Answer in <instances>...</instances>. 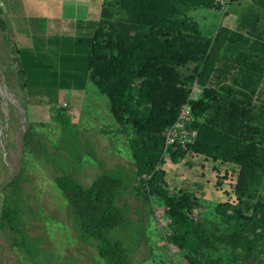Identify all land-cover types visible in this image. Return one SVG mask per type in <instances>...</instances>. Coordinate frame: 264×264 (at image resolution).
I'll list each match as a JSON object with an SVG mask.
<instances>
[{
  "label": "trees",
  "instance_id": "16d2710c",
  "mask_svg": "<svg viewBox=\"0 0 264 264\" xmlns=\"http://www.w3.org/2000/svg\"><path fill=\"white\" fill-rule=\"evenodd\" d=\"M222 2L234 5V14L240 7L238 16L213 35L203 34L187 13L220 10ZM115 5L123 17L103 7L91 37L68 43V72L60 67L58 87L82 90L91 83L107 99L125 138L133 182L121 165L102 169L87 186L57 166L54 183L69 204L74 232L95 248L101 264L136 263L138 239L150 228L128 220L117 204L131 189L144 205L164 209L165 238L186 264H264V0H115ZM12 52L26 90L36 78L40 88L52 85L44 70L37 73L28 49L16 46ZM193 81L201 92L188 100ZM187 102L195 137L185 147L173 144L165 159L163 134ZM64 111L52 110L61 131L71 122ZM29 128L23 160L39 150L50 163L48 149L34 142ZM192 157L215 163L214 187L225 184L224 201H203L201 183L171 190L166 161L192 165ZM24 226L19 210L6 200L0 227L19 235L15 246L31 256L38 241Z\"/></svg>",
  "mask_w": 264,
  "mask_h": 264
},
{
  "label": "rangeland",
  "instance_id": "374dc122",
  "mask_svg": "<svg viewBox=\"0 0 264 264\" xmlns=\"http://www.w3.org/2000/svg\"><path fill=\"white\" fill-rule=\"evenodd\" d=\"M227 6L228 10L225 6L220 10L197 8L187 14L203 34L213 35L220 25L232 22L241 9L237 6L234 16V5ZM103 7L110 8L114 18L124 16L115 0H0V210L6 200L14 204L25 231L38 241L37 252L30 256L24 248L15 246L19 235L0 227V264H101L95 248L83 243L74 232L69 204L54 178L60 175L59 169H65L87 186L102 169L121 165L133 182L125 138L108 111L107 99L91 83L82 90L58 87L60 67L68 72L65 66L72 53L68 43L91 37ZM16 46L29 50L39 65L37 73L44 70L42 75L48 82L53 80L52 85L40 88V78H36L28 80L37 83L26 90L13 59ZM62 101L67 103L63 115L71 119L65 131L52 119V110L61 107ZM28 127L34 142L48 149L52 164L44 161L39 150L23 160L22 141ZM191 161L192 165L166 161L163 169L171 190L194 189L201 183L203 201L215 205L224 201L225 184L220 189L214 187L215 163L193 157ZM14 176L18 182L8 186ZM117 204L128 220L150 228L138 239L134 264H186L165 238L162 207L144 205L131 189Z\"/></svg>",
  "mask_w": 264,
  "mask_h": 264
},
{
  "label": "built area",
  "instance_id": "2783aa9c",
  "mask_svg": "<svg viewBox=\"0 0 264 264\" xmlns=\"http://www.w3.org/2000/svg\"><path fill=\"white\" fill-rule=\"evenodd\" d=\"M224 3V2H223ZM224 10L227 9L226 3H224ZM189 95L188 100L195 99L201 92V87L193 81L188 86ZM62 107H67L66 101L61 102ZM193 121L190 105L185 103L179 108L178 114L176 116L175 122L169 126V128L164 132V147L163 156L165 159L169 156V148L173 144L185 147L187 144L191 143L195 137V131L190 127Z\"/></svg>",
  "mask_w": 264,
  "mask_h": 264
},
{
  "label": "crops",
  "instance_id": "0c3cea01",
  "mask_svg": "<svg viewBox=\"0 0 264 264\" xmlns=\"http://www.w3.org/2000/svg\"><path fill=\"white\" fill-rule=\"evenodd\" d=\"M228 8V7H227ZM234 16H236V14H234Z\"/></svg>",
  "mask_w": 264,
  "mask_h": 264
}]
</instances>
